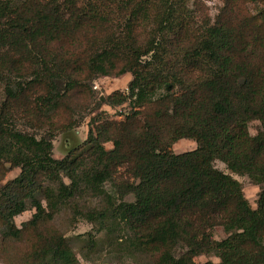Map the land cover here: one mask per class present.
<instances>
[{"label": "trees", "instance_id": "16d2710c", "mask_svg": "<svg viewBox=\"0 0 264 264\" xmlns=\"http://www.w3.org/2000/svg\"><path fill=\"white\" fill-rule=\"evenodd\" d=\"M125 73L124 91L91 87ZM88 110L86 138L54 157ZM182 138L195 148L174 153ZM232 174L258 186L255 207ZM0 182L5 264H77L62 211L106 232L118 261L264 264V0L212 17L199 0H0Z\"/></svg>", "mask_w": 264, "mask_h": 264}, {"label": "rangeland", "instance_id": "374dc122", "mask_svg": "<svg viewBox=\"0 0 264 264\" xmlns=\"http://www.w3.org/2000/svg\"><path fill=\"white\" fill-rule=\"evenodd\" d=\"M203 6L207 8L208 14L212 17L218 11V8L222 4V0H199ZM131 75L125 73L119 77L113 76H100L91 83V87L96 93L106 95L114 90L124 91L127 87V83L130 80ZM100 110H105L109 114H112L111 117L118 120H123L130 112L125 105H122L116 109L110 108L106 104L100 106ZM142 109H136L134 112H139ZM117 111L116 114H113ZM90 112V115L89 113ZM86 113V117L80 121L72 130L67 133L57 134L52 141L53 146V156L60 158L65 155L72 147L80 144L85 138L88 129V120L91 116L90 110ZM259 122L252 121L249 123V132L251 134L256 133L259 130ZM106 148H110V143H105ZM195 148V142L191 139L182 138L177 140L171 146V149L174 153H180L183 151L191 150ZM214 166L224 172L230 173L226 169L225 165L216 160L214 161ZM18 168L12 169L8 174L6 179H10L18 174ZM237 180L242 183V191L244 196L247 198L252 207H255V200L259 188L257 185L249 182L246 176H239L232 174ZM5 179V180H6ZM4 180V181H5ZM3 181V182H4ZM3 182H0L2 184ZM132 197L127 196L125 199L130 200ZM34 212L33 209H28L15 216L14 221L17 226H20L21 222L29 219ZM53 225L60 230L66 237L68 243L73 248L77 254L78 263L77 264H143L139 262L138 259L133 257H127L118 261L117 258H114V254L110 252L109 246V236L106 232L101 231L96 233L93 227V224L82 219V218H73L71 217L68 211H62L55 216L53 220ZM89 235H92L93 242L89 243ZM225 236L221 227H215L213 230V240L218 242ZM196 262H204L210 260L213 263L218 262V258L213 255H200L194 258ZM6 258L3 255H0V264H5Z\"/></svg>", "mask_w": 264, "mask_h": 264}, {"label": "water", "instance_id": "95a60500", "mask_svg": "<svg viewBox=\"0 0 264 264\" xmlns=\"http://www.w3.org/2000/svg\"><path fill=\"white\" fill-rule=\"evenodd\" d=\"M229 172H231V171L229 170Z\"/></svg>", "mask_w": 264, "mask_h": 264}]
</instances>
